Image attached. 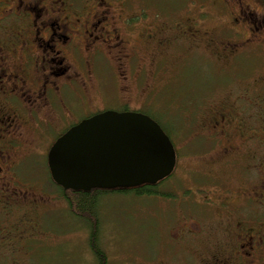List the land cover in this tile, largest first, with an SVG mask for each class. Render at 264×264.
Instances as JSON below:
<instances>
[{
    "label": "flooded vegetation",
    "instance_id": "flooded-vegetation-1",
    "mask_svg": "<svg viewBox=\"0 0 264 264\" xmlns=\"http://www.w3.org/2000/svg\"><path fill=\"white\" fill-rule=\"evenodd\" d=\"M114 1L0 0V253L23 251L26 235L39 233L56 205L45 189H56L54 182L41 179L53 143L83 120L113 111L157 123L173 145L175 168L180 157L172 139L184 141V151L198 144L184 158L203 165L193 181L212 185L210 216L199 211L197 223L178 215L181 227L169 235L188 248L182 262L264 264L263 74L226 86L204 114L203 90L187 85L170 93L168 77V55L181 42L225 64L236 60L244 72L240 58L264 52V13L244 0H213L216 31L199 29L192 13L177 25L134 27L138 15H117ZM159 93L163 99L155 102ZM230 169L244 173L238 186L229 184Z\"/></svg>",
    "mask_w": 264,
    "mask_h": 264
},
{
    "label": "rangeland",
    "instance_id": "rangeland-1",
    "mask_svg": "<svg viewBox=\"0 0 264 264\" xmlns=\"http://www.w3.org/2000/svg\"><path fill=\"white\" fill-rule=\"evenodd\" d=\"M244 1L250 9L264 13V8L256 0ZM111 4L115 6L117 15L129 17L137 14L132 20L135 22L134 27L165 25L164 22L177 25L189 13L198 16L196 22L199 29L216 31L219 23V10L215 8L213 0H115ZM205 11L210 15H204L201 19L199 15L206 14ZM169 54L171 66H174L168 76L169 92L177 94L183 87L186 90L187 85L203 90L199 92L200 113L203 114L208 101L213 100L216 94L219 97L226 86L240 83L242 76L255 73L256 76H264V52L259 56L241 57L240 62L245 69L242 73L239 70L243 69L235 63L236 60L232 64H225L205 48L189 52L182 42L176 43ZM152 56L159 61L162 58L159 55ZM162 99V93L154 97L155 102ZM172 141L180 159L171 177L161 181L163 183L157 187V191L166 197L160 195L137 198L131 194L101 197L98 205L100 233L97 243L107 257V264H185L182 257L189 258L188 248L175 245V237H170L169 232L181 225L177 219L180 213H184L187 220L191 218L190 220L197 223L199 211L205 213V218H209L211 196L207 188L210 190L212 185L204 186L203 183L193 181L199 178L196 170L203 168V165L196 164L192 160L193 156L184 158L185 152L193 155L198 150V144H188V149L184 151V141ZM44 169L41 174L42 181L48 179V171ZM231 172L234 177L230 175L229 184L238 186L237 178L241 179L244 173L238 169H230L229 173ZM251 177L254 178L253 175ZM182 183L188 190L182 189ZM45 189L48 195L54 194L58 199L55 207L43 215L41 231L26 235L23 251L0 253V264H96L88 244L87 226L69 214L67 205L60 199L56 189L49 185ZM258 216L264 217L261 214ZM249 220H253L252 215Z\"/></svg>",
    "mask_w": 264,
    "mask_h": 264
},
{
    "label": "water",
    "instance_id": "water-1",
    "mask_svg": "<svg viewBox=\"0 0 264 264\" xmlns=\"http://www.w3.org/2000/svg\"><path fill=\"white\" fill-rule=\"evenodd\" d=\"M173 145L159 125L135 112H104L60 136L47 154L52 181L63 190L132 189L171 175Z\"/></svg>",
    "mask_w": 264,
    "mask_h": 264
},
{
    "label": "trees",
    "instance_id": "trees-1",
    "mask_svg": "<svg viewBox=\"0 0 264 264\" xmlns=\"http://www.w3.org/2000/svg\"><path fill=\"white\" fill-rule=\"evenodd\" d=\"M50 177V173L48 172ZM164 182V181H163ZM163 182H159L156 185H141L132 189H115V190H100L92 189L87 192L83 191H72L63 190L57 185L55 188L58 191V196L65 202L68 208V212L73 218L81 220L88 228V244L95 257L96 264H107V257L104 252L100 249L97 239L100 233V219L98 217V205L100 199L104 195H118V194H131L134 197H153V196H164L157 191V187ZM169 196V194L167 195Z\"/></svg>",
    "mask_w": 264,
    "mask_h": 264
}]
</instances>
